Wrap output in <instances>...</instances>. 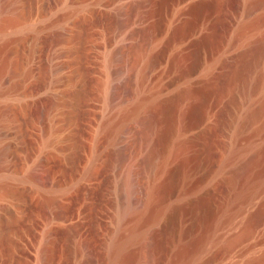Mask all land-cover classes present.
<instances>
[{
    "label": "rangeland",
    "instance_id": "obj_1",
    "mask_svg": "<svg viewBox=\"0 0 264 264\" xmlns=\"http://www.w3.org/2000/svg\"><path fill=\"white\" fill-rule=\"evenodd\" d=\"M208 1L216 6L195 18L180 0H0V264H39L43 246L47 264H111L113 242L139 227L147 230L140 237L146 240L130 242L129 256L118 264H171L179 250L205 234L215 258L209 264H244L263 256L264 216L252 233L245 223L248 212L263 205L264 192L238 214L240 161L220 160L231 153L232 104L223 93L229 62L264 6L247 11L246 0ZM16 3L24 12L15 22ZM182 18L190 26L214 24L213 46L186 79L178 71L193 63L192 52L178 57L175 73L167 68ZM155 55L161 60L147 70ZM205 64L213 69L207 76ZM116 70L122 95L109 106L106 87ZM204 83L212 91L202 107L205 136H196L188 112L196 97L177 98L183 87ZM156 96L154 112H131L138 101ZM150 113L156 123L148 138ZM185 122H191L186 131ZM168 128L172 133L162 139ZM263 132L252 140L264 144ZM152 148L157 152L148 164ZM121 152L127 164L136 165L133 196L144 199L141 220L119 218L126 199L119 188ZM259 163L257 178H250H264V161ZM183 190L188 198L203 196L175 209ZM147 204L163 214L144 226ZM226 213H237L236 220L221 225Z\"/></svg>",
    "mask_w": 264,
    "mask_h": 264
},
{
    "label": "bare ground",
    "instance_id": "obj_2",
    "mask_svg": "<svg viewBox=\"0 0 264 264\" xmlns=\"http://www.w3.org/2000/svg\"><path fill=\"white\" fill-rule=\"evenodd\" d=\"M180 2H187V5H186L187 8L185 9L188 13L195 14L193 17L198 15V13L201 14L202 12H204L203 11L204 9L216 6L215 3L209 2L208 0H180ZM261 6H264V0H246V8H247L246 10L247 11L256 9V8L258 9ZM11 9L14 15L11 20L16 22L22 16V13L24 11L23 12L21 11V4L19 3L18 4L16 3ZM182 20H184L183 24L181 22V24L179 25L180 27L178 26L179 30L177 31V34L175 35V38H174V45L176 46L177 52L168 61L169 63H168L167 68L169 72L170 71L172 72L175 68H178V65H179L178 57L181 58L183 55L182 53L184 52H187V51L192 52L194 55L193 63L190 64V66L187 69H184V70L180 69L181 71L180 70L178 71V77H181L182 79H186L190 77V74L193 72V70L196 69V67H198L202 63V60H204L203 59L204 53L208 52V50L213 46V40H212L211 35H212V26L214 24L213 22H210L207 20H201L194 26H190L188 22L185 21V19L182 18ZM254 22H255L254 23L255 25L253 24L252 30H247V31L244 30V32H242L241 37L239 38V43H241L240 51L230 60L231 62H229L230 66H229V72L227 74L228 77L226 79V84L223 89L224 91L223 93L229 96L228 100L232 104L230 115L227 120L228 129L230 133L229 136H230V144H231V151H230L231 153H229L230 155L227 154L226 155L227 157L224 159L222 158L223 160H220V161H240V165L239 166L236 165L238 167V170L236 173L238 175L237 176L238 179H236V181L239 180V182L243 184V185L241 184L243 191H242V196H241L242 197L241 206H239L237 209L238 214H240L241 212H245L246 208L248 207L247 204L251 205V203L255 201V198L260 197L259 195L264 192V178H261V179L260 178L258 179L250 178V176L252 175L253 176L255 175V177L256 175H258L257 174L258 167L260 166L259 162L264 161V144H259L258 142H255V139L252 140V138L255 135L257 134L260 135V133H262L264 130L263 129L264 128V28H263L264 14L263 16L258 17L256 21ZM122 32H123V27L122 26L118 27L117 35L122 34ZM112 59H114V54H111L110 56V60ZM159 60H161L159 55L153 56L150 59L149 68L147 70L155 66L159 62ZM179 67H181V65H179ZM117 70L111 72L112 77L111 79H109L107 83V87H106V100L109 106L113 105L116 102V99L120 98L122 95L121 87H119L115 83V77L120 75L118 71L121 72L120 71L121 68H119L118 71ZM211 70L213 69H211V67L205 64V66L203 67L202 73L205 76H207L209 75V72ZM174 73H175V70H174ZM113 76L115 77L113 78ZM128 82L129 80L125 82V85H124L125 88ZM192 87H188V86L183 87L179 91V94H178L179 97L177 98V100L181 98L185 99L186 97L188 98L189 96L191 99H193L191 97L192 95L196 97L195 101H196V104H198V106H195L196 105L195 104L188 112L192 116V119H191L193 121L192 127L199 129L198 131H196L197 134L195 135L200 136L203 132L205 133V129L202 128L201 125H203L205 121L206 112H203L204 108L202 109V107H204L207 104L209 94L212 90L210 91L209 90L210 88L205 83L202 84L201 86L200 84L199 86L197 84V86L195 87L194 85H192ZM228 96H225V97H228ZM158 102H159V99L157 98V96L151 98L148 102L146 101L142 102L140 100L138 101L135 108H133L131 112L132 113L136 112L139 108H142V107L147 108V110L150 109V112H151L153 111V108H155L156 105L159 104ZM167 107H169L168 104H167ZM183 116L185 115L183 114ZM146 119H148V124H149L148 132H147L148 133L147 136L149 138L150 136L153 135V134L151 135V130H153L155 126L156 116L154 113H150V115ZM189 123L191 122H188V123L185 122L183 124V128L185 129V131H186V128L188 129V125H190ZM120 127H122V123H119L117 126H115L114 131H117V129ZM170 129L168 128L167 130H165V132L162 135L160 134L162 139L164 138L167 139L168 135L172 133V130L170 131ZM204 133L203 135L205 136ZM196 138L197 140H199V137H196ZM262 142H264V140ZM156 152L157 151L154 150V148L150 150L149 154L146 157V161L148 162V164H152V161L154 160V157L156 156ZM124 157L127 158L125 155L123 156L121 152V158L119 160L118 166H120V170L122 171V177H121V182L119 184V188L120 190L123 189V191L125 192L126 199L120 204L119 218L126 219L127 217L130 218L133 216H136V217L138 216L139 220H141L142 213L140 209L142 208V200L144 199L136 194L135 196H133L135 193L134 182H135V174H136V168H135L136 165L132 167L131 165L127 164L126 163L127 159H125ZM261 173L263 172L261 171ZM2 185H3V188L7 186V190L9 189V185H6V186H4V184ZM151 189H154V187L153 186L150 187V190ZM187 192L188 191L186 190H183L181 192V198H182L181 202L180 203L178 202V204L175 205V209L178 208L179 210V208H184L188 206L190 202L194 203L193 201L200 199L203 196V193L199 194L198 193L199 191H198L197 192L198 194L197 193L194 194V195L197 194L195 198H188L186 195ZM51 198H48V200L51 201ZM143 205H145V203ZM259 205H260V201H259ZM147 208H148V213L143 217L141 221L144 226H147L148 224L154 222L161 216V214H163V211L161 209L155 208V205L152 206V205L147 204ZM236 214L226 213L223 219L221 217L222 220H219V223L221 225L227 222L233 223L236 220L235 219ZM263 216H264V203L258 209L256 208V210L254 209L253 211L248 212L247 217H246V223H245L246 232L247 233L254 232L259 222L263 219ZM2 220H3V217L0 213V226H2L1 225ZM2 224L4 223L2 222ZM146 231L147 230H144V228L142 227L140 230V227H139V230L135 229L129 232L127 231L125 234L120 235L111 245V249H110L111 264H118L120 259L123 260V258H126V255L129 256V254L127 253L129 250L128 247H129L130 242L132 243V241L135 240V238L137 240V237L138 239H140V237H142ZM146 235L148 234H145L144 236ZM238 239L239 237L236 236L234 238H231L229 242L232 243ZM142 240H146L145 237H143ZM210 240L211 238L209 236L207 237L206 234L205 236H199V238L195 239L191 244L179 250L174 260H172L171 264H209V262L215 259L214 256L208 253V249H209L208 245H209V242H211ZM148 242L149 241H147V243ZM141 244H142V241H141ZM143 244H146V241H144ZM0 245L2 247L4 246V238L0 239ZM228 245L227 244L225 245L224 247L225 251L228 250V247H227ZM47 252H48V246H43L41 250V254H40L39 264H47V261H48ZM244 264H264V254L261 257L260 256L258 257L256 256L255 258L253 257L247 260V262Z\"/></svg>",
    "mask_w": 264,
    "mask_h": 264
}]
</instances>
